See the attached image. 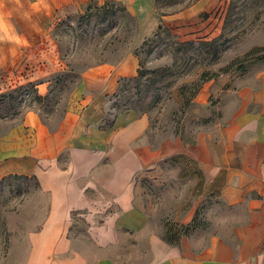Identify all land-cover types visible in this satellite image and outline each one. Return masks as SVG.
Returning <instances> with one entry per match:
<instances>
[{
    "label": "crops",
    "instance_id": "0c3cea01",
    "mask_svg": "<svg viewBox=\"0 0 264 264\" xmlns=\"http://www.w3.org/2000/svg\"><path fill=\"white\" fill-rule=\"evenodd\" d=\"M68 2L0 0V94L27 83L36 96L49 92V75L64 63L52 39L37 34ZM132 51L80 71L53 122L35 102L0 119V178L33 177L45 199L18 264H264V68L205 82L188 108L196 127L158 135L146 113L111 107L120 82L136 75ZM153 187L172 190L178 225L203 198L243 207L233 243L213 231H178L168 241L150 217Z\"/></svg>",
    "mask_w": 264,
    "mask_h": 264
},
{
    "label": "rangeland",
    "instance_id": "374dc122",
    "mask_svg": "<svg viewBox=\"0 0 264 264\" xmlns=\"http://www.w3.org/2000/svg\"><path fill=\"white\" fill-rule=\"evenodd\" d=\"M151 21L156 27L145 36ZM203 23L212 25L208 32L178 31ZM47 26L37 38L47 34L52 39L63 71L49 75L43 97L34 94L32 83L1 93L0 119L17 118L35 102L42 119L53 122L80 71L113 60L131 45L136 75L120 82L112 109L146 113L158 135H186L197 125L188 115L190 101L205 82L264 68V0H69L54 9ZM170 193L149 190L150 217L166 237L179 227L171 221ZM44 200L31 177L0 179V264H18L15 253L24 246V233L41 219ZM195 213L197 226L183 234L213 231L229 243L234 241L231 229L244 218L243 207H226L213 197L201 199Z\"/></svg>",
    "mask_w": 264,
    "mask_h": 264
},
{
    "label": "trees",
    "instance_id": "16d2710c",
    "mask_svg": "<svg viewBox=\"0 0 264 264\" xmlns=\"http://www.w3.org/2000/svg\"><path fill=\"white\" fill-rule=\"evenodd\" d=\"M10 176H17V175H10ZM6 177H8V176H6ZM3 178H5V177H3ZM31 178H33V177H31ZM0 179H2V178H0ZM197 224H198V222L196 221V213H195L188 224H186V225H178L179 227L174 230V232H173V234L171 236L166 237V239H168V241H175L176 235H177L178 231L180 232L181 228L184 230V231H182V233L183 232L185 233V232L189 231V229L191 230L194 227H196ZM185 229H187V230L185 231Z\"/></svg>",
    "mask_w": 264,
    "mask_h": 264
}]
</instances>
